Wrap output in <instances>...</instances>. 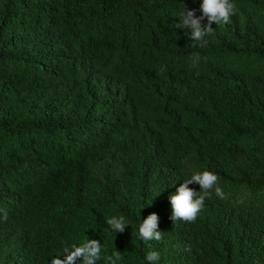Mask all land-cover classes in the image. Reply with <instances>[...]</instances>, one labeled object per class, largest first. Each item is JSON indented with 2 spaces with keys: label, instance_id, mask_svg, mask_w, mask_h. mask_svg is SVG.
<instances>
[{
  "label": "trees",
  "instance_id": "trees-1",
  "mask_svg": "<svg viewBox=\"0 0 264 264\" xmlns=\"http://www.w3.org/2000/svg\"><path fill=\"white\" fill-rule=\"evenodd\" d=\"M232 2L192 41L175 25L200 0H0V264L87 239L97 264H264V0ZM205 170L223 199L173 222L169 196Z\"/></svg>",
  "mask_w": 264,
  "mask_h": 264
},
{
  "label": "clouds",
  "instance_id": "clouds-1",
  "mask_svg": "<svg viewBox=\"0 0 264 264\" xmlns=\"http://www.w3.org/2000/svg\"><path fill=\"white\" fill-rule=\"evenodd\" d=\"M235 5L232 0H200V11L202 15L196 17L195 11L183 10L178 14L179 23L175 25L179 29H190L192 41H203V38L212 34L215 30L212 24L223 27L231 22ZM207 19L206 27L202 22ZM218 177L210 171L198 172L190 179L184 181L176 191L169 196L171 204L172 221L181 219L183 221H194L197 214L204 205L205 198L211 197V190L215 189V195L223 199L224 193L217 185ZM196 183L200 186L199 192L189 188L190 184ZM203 193V195H200ZM3 210L0 209V212ZM3 219H7V213H3ZM159 217L153 213L146 219H141L138 228V238L148 245L149 241L160 240L161 234L154 233L157 228ZM109 230L115 233H123L128 225V221L123 217H112L106 220ZM102 244L95 239H87L80 244H72L63 248L62 255L51 258V264H97L101 259ZM104 259L108 264H118L121 260L119 252H114ZM147 264L160 260L158 252H148L144 257Z\"/></svg>",
  "mask_w": 264,
  "mask_h": 264
}]
</instances>
